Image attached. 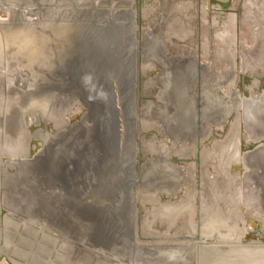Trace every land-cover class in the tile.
<instances>
[{
	"label": "water",
	"instance_id": "water-1",
	"mask_svg": "<svg viewBox=\"0 0 264 264\" xmlns=\"http://www.w3.org/2000/svg\"><path fill=\"white\" fill-rule=\"evenodd\" d=\"M170 12L163 8L139 43L134 0H0L5 15L0 16V215L4 211L6 246L11 229L37 226L88 264H192L186 245H148L138 238L137 205L142 199L158 204L159 191L168 196L194 186L181 166L169 161L172 155L180 162L189 159L188 151L177 149L179 143L189 139L190 147H198L231 110L215 95L222 94L215 87L228 82L213 81L211 88L206 78L197 116L191 94L194 63L168 56L157 37L177 26ZM138 52L142 70L161 71L155 79L164 105L156 112L141 108L136 98ZM210 97L218 102L208 103ZM79 110V119L70 122ZM138 111L157 114L170 142L139 170ZM32 115L51 123L53 132L41 136L31 155L26 125ZM241 119L247 142L255 146L241 153L238 134L230 137L221 152L224 166L226 171L241 166L244 208L254 207L264 218V89L256 100H245ZM228 176L213 177L203 186L210 213L224 219L232 214L218 194L228 189Z\"/></svg>",
	"mask_w": 264,
	"mask_h": 264
},
{
	"label": "rangeland",
	"instance_id": "rangeland-1",
	"mask_svg": "<svg viewBox=\"0 0 264 264\" xmlns=\"http://www.w3.org/2000/svg\"><path fill=\"white\" fill-rule=\"evenodd\" d=\"M134 2L137 10V24L139 28L137 32V39L139 43L143 34L151 31L150 25L155 23V21L159 18L163 8H169L172 19L170 22H176L177 26H174L171 32L164 30L161 32L162 34H159L158 32L157 37L161 38V43L167 50L168 56L176 58L179 56V54H181L184 57V59L182 58L184 61H187V58H190L189 56L195 58L196 60L197 57H199V51H201V48H205V56H203L201 59L205 60L208 64L205 68L202 67L201 70L204 71L205 69L206 78L209 80V87H214L215 82L213 81L225 80L226 83L229 82V71L232 70L230 68L231 66H237L238 72L242 66L244 67L242 69H245V67L251 68L249 69L248 75L245 76L246 80L244 81V87L249 86L251 81L254 83L257 80L258 84H262L260 82L264 81V44H262V47L260 46L261 41L264 39V21L261 22L263 26L261 28L258 27V29L257 26L259 25L257 24L259 19L257 16H250L252 18L251 20L249 18L246 22L243 21L247 15L245 10L248 11L251 8L244 0H229L227 3H225L227 7L224 8V10L226 12H236L237 14L240 13V19L237 17V21H239L240 25L233 21L234 23L232 22V24L229 22L230 24L227 28L222 26L224 24L221 22V19H219L220 17H218V12H215V7H217V4H221L215 0H165L163 2L157 0H134ZM200 6H202V8L204 7L202 15L203 18L201 14H197V9ZM146 7L150 8V13L144 12ZM249 12L251 11L249 10ZM254 12L257 14V10ZM230 13H228V15ZM260 13L264 20V11H261ZM0 16L4 17L5 15L0 13ZM254 29H256V32L257 30L259 31L258 35L253 33ZM219 30L221 32L227 30L228 34H231L229 39H231L233 43L229 45L227 36H223V39L220 38V36L217 35L219 34ZM142 32L144 33L142 34ZM169 33H172L173 35H169ZM180 50H183V53L179 52ZM219 58H221L220 61L218 60ZM177 62L180 63V59L177 60ZM142 65L141 53L138 52L136 98L139 101V106L141 108L143 106L150 107V109H155L156 112L164 105L161 99V87L158 85V82H156L155 79V77H157L156 75H158L161 71L158 68L142 70ZM235 74L237 75V71H235ZM195 87L196 86L193 85L191 91L193 92L192 97L194 101V108L196 109L197 116L201 117L202 100L198 95L199 89H196ZM215 88H217L216 91L219 90L222 93L221 95L215 94L216 97L220 98V100L223 102H227L228 104L229 96L228 94H223L222 91V89L229 90L230 88L228 85H223L222 88L219 86ZM157 89H159L160 94L159 92L157 94ZM148 112L149 113L144 115L139 113V111L137 112V116H141L136 122V144L139 150L137 154V169L139 165L138 163L140 162V156H142L141 159L144 163L150 158H156L155 152L159 151L158 149L160 146H170V142L165 135V129L162 122L163 120L158 117L157 114H152V111ZM241 112L236 113V116L238 115V125L236 124V116L233 117L231 114L230 117L225 121L223 128H215L214 126H211L210 135L207 136L204 141L198 144V147H190V142L192 141L189 139H185L184 142L186 144L183 142L179 143V147L177 149H179V151L190 152L189 155L192 156V158L190 160L180 162L176 160L178 159L177 155H172L173 159L170 160L169 163L181 166L182 173L186 175L185 179H188V184L191 186L192 183L194 186L190 187V190L188 188L186 190V186H182L180 191L170 193L168 196L166 195V190L159 191L158 197L159 202L160 200L163 202L162 207L157 203L151 202L150 199H142L140 204L137 205V232L139 239H146L149 241L148 245H150L152 241L163 246L170 244L186 245L190 249L189 255L192 258V264L207 263L206 261L204 262L202 258L201 252L203 248H208L213 251L211 252V256H213L211 258L212 260L208 259L207 264H216L213 260L215 259L213 253L220 250L224 251L229 247V245H232L228 240H226V238L216 239L214 237H210V239H194L195 233H198L203 229L200 226H203V223H197L195 221H191V219H187L188 217H191L195 214V200L198 202V200L202 201L204 198L203 183L201 182V174L203 170L200 169H204V163L202 162L201 158H196V154L201 155L205 147H208V143H212L216 140H223L225 138V142L227 144V142L230 140V137H234L236 134H238L240 140L241 151L244 152L251 150L255 146L254 143L247 142L246 140L248 138V134L243 128L244 123L241 119ZM81 114L82 110H79L74 115L69 117V121L73 122L78 120ZM30 118L31 121L28 125H26V129L29 130V147L30 154L32 155L40 146L41 136L45 132L52 133L53 127L51 123L43 122L39 115L36 117L39 124L36 123L37 121L34 115H32ZM198 132L201 136V131ZM152 138H154L155 144L151 146ZM207 139H209L208 142ZM141 142L142 144H140ZM214 150L218 151L216 148ZM195 155L196 157L193 158ZM210 163L211 164L208 169L210 173L213 174L214 169L211 165L214 164V161L210 160ZM231 171V173L237 175L235 176V182L232 181V183H234V188L232 187V183L231 188L237 193V195L239 193L242 194L239 196V200H242L243 190H246V188L242 186L243 170L239 164H233L231 166ZM212 178L211 180H213ZM237 185L239 187L238 190L235 189L237 188ZM176 202L178 203L176 204ZM167 206L170 207L171 213L169 212V214L165 212ZM173 206L175 207L172 208ZM3 213L4 211H2L0 215L1 264L4 263V261H6L8 264H12V262L15 264H88L77 257L74 258L67 250H63L67 244L65 245L64 242L57 240L55 235L49 233H40L37 226L31 227V229L26 231H23L20 227L18 231L16 230L17 233L15 230L11 229V232L8 234L11 237V245L8 243V246H6V244L3 243ZM243 216L247 217L245 215ZM255 218L258 220L257 216H255ZM259 222L261 223V221ZM255 223L249 222L247 224L253 231H251V234H254V232H259L260 230V226H258L259 223ZM209 226V224L206 225V228L212 235L217 229L214 228L215 225L213 223H211V228ZM248 226H246L247 229L249 228ZM222 230H224V233L226 234H228L227 232L230 231L225 227ZM254 238L255 235H248L246 239L243 240V243L246 244L248 241L253 240ZM262 241H264V239ZM16 251L19 254L15 253ZM185 251L188 253L187 249ZM8 258H10L12 262L9 261Z\"/></svg>",
	"mask_w": 264,
	"mask_h": 264
},
{
	"label": "flooded vegetation",
	"instance_id": "flooded-vegetation-1",
	"mask_svg": "<svg viewBox=\"0 0 264 264\" xmlns=\"http://www.w3.org/2000/svg\"><path fill=\"white\" fill-rule=\"evenodd\" d=\"M157 1L163 2L165 0H157ZM244 1L246 2L247 5H249L251 7L249 9L251 12H249V10L248 11L245 10L247 15L243 21L246 22L249 18L251 20L252 19L251 17L257 16V18L259 19L258 24H257L259 26H257V29H258V27L261 28L263 26L261 24V22L264 20H263L262 16L260 15L261 14L260 12L264 11V0H244ZM226 7H227L226 4H217V7H215V10H216L215 12H218V14H219L218 17H220L219 19H221V22L224 24L222 26L227 28L228 25L230 23L232 24L233 21L236 22V24L238 23L240 25L239 21H237V17L238 18L240 17V13L237 14L236 12H231V13L226 12L224 10V8H226ZM203 8H202V6H200L197 9V14H201V16H202L203 15ZM256 10H257V14H255V12H254ZM150 11H151L150 8L146 7L144 9V12L150 13ZM258 11H259V13H258ZM228 13H230V14L228 15ZM235 15H236V17H235ZM141 16H142V13H141ZM202 18H203V16H202ZM251 22H255V21H251ZM253 33L258 35L259 31L257 30V32H256V29H254ZM217 35H219L220 38H222L223 36L224 37L227 36V39L229 41V45L231 43H233V41L231 39H229V36L231 37V34H228L227 30L224 32H221L219 30V34H217ZM141 40H142V37H141L140 41ZM161 47H162V45H161ZM179 52L183 53V50H180ZM199 53H200L199 57H197L196 60H195V58H192L191 56H189L190 58H187V61L190 62L191 64L194 63V68L191 65V68H193L195 70V72L193 73V77H192L191 81H192L193 85L196 86L195 88L199 89L198 95L201 97V100L203 102L204 101L203 100L204 99V91H206V93H207V89H206L207 83H206L205 69L203 71V70H201V68L202 67L205 68L208 63L205 60L201 59V58H203V56H205V48H201V51H199ZM178 57L180 59H182V58L184 59V57L181 54H179ZM141 58H142V55H141ZM180 62H181V60H180ZM230 68L232 69L231 71H229L230 77H229L228 87L230 89L229 90H223L222 89V91H223V94H225V95L228 94V96H229L228 104H227V102H224L225 103L224 105L225 106L227 105L226 108L231 110V114L234 117V116H236L237 112L240 113L242 111L243 103L245 102V100L246 101L256 100L257 95H259L262 92V90L264 89V81L260 82L262 84H258L257 80L254 83L251 81V84L249 86L244 87L243 86L244 81L246 80L245 76L248 75L249 69H251V68L245 67V69H242V68H244L242 66L241 69L239 70V72L237 70V66H231ZM235 71H237V75L235 74ZM158 75H156V76H158ZM195 88H194V90H195ZM158 92H159V89H157V94H158ZM192 93L193 92H191V94ZM159 94H160V92H159ZM157 102H156V104H157ZM217 102L212 97H210L208 100V103H212V104H215ZM202 105H203V103H202ZM202 105H201V108H203ZM224 125L225 124H222L221 127L223 128ZM209 139H207V142L209 141ZM140 144H142V142ZM153 144H155L154 138H152V140H151V146ZM225 145H226L225 138L223 140L213 141L212 143L210 142L207 145L208 147H205V149L201 153V155L196 154L197 157L195 155V156H193V158L194 157H196V158L199 157V159L201 158L202 162L204 163V166L207 164V166L209 167L211 156L213 154L216 155L219 152L221 154L223 146H225ZM215 148L218 149V151H215L214 150ZM158 150L159 151H157V152H159V153H162V151H163L162 149H158ZM157 152H155V153L157 154ZM240 152L241 153L243 152V151H241V147H240ZM189 154H190V152H189ZM141 158H142V156L139 157L140 162L138 163L139 164L138 169H140L141 164H143ZM191 158H192V156L187 160H190ZM208 167L204 168V169L200 168L203 170L202 174H201V182L203 183V186H204L205 182H207L210 178H212V175H213V174H210ZM235 176H237V175L233 174V173H229V176H228L229 183H230L229 189L224 188V191L221 189L222 190L221 195L224 196L222 198H224V201L226 200V202H227L226 204L228 205V211L230 212L229 214H232V215L230 218L224 219V221H222L220 223H215V226H218V227L214 226V228L217 229L216 231L213 232L214 234L211 235V233L208 232V229L206 228V225L208 223L207 224L204 223V220L206 219V216H204V206L207 204V200H206L207 198L206 197L208 194L207 191L205 190V188H204V197L205 196L206 197L202 201L198 200V202H197L195 200L196 207H195L194 213L197 215L194 214L191 216L192 218L188 217L187 220L191 219V221H193V222L195 221L197 223H199V222L203 223V226L198 224L203 229L201 228L202 230H200L198 233H195L194 239H196V238L197 239H210V237H214L216 239H225L226 238V240H228L229 243L232 244V245H229V247L226 248L224 251L220 250L218 252L216 251L215 253H213L214 258H215L213 260L215 261L216 264H264V241H262L264 239V225L262 222L261 223L259 222V221H261V219L264 220V218H260V216L256 213V210L254 209V207L251 209V211L246 210L244 208V204H243L242 200L241 199L239 200L236 198V196L239 197L242 194L239 193L237 195V193L231 188L232 181L235 182ZM199 179H200V177H199ZM232 187L234 188V183H232ZM233 197H235L234 198L235 200H233ZM177 203L178 202H176V204ZM158 205L162 207V205H163L162 200H160ZM174 207L175 206H173L172 208H174ZM229 208H231V209H229ZM165 210H166V213L168 214V212H167L168 210L167 209H165ZM200 211H201V214H200ZM244 213L247 214L248 216L244 217L243 216ZM255 216H257L258 220H256ZM225 220H228V221H225ZM249 222L259 223V225H258V226H260L259 232H254V234H251L253 231L247 225ZM227 223H231V226H229V228L226 225ZM246 226H248L249 228L247 229ZM209 227L211 228V225ZM224 227L227 228L228 230H230L227 232L228 234L224 233V230H222ZM248 235H255V238L253 240L248 241L245 244V243H243V240L246 239V237ZM186 248L188 249V251H187L188 253H186V252L185 253L189 256L190 249L187 246H186ZM211 252H213V251H211V249H208V248L202 249L201 254H202V258H203L204 262L206 261L208 263V259L210 260L213 257V256H211V254H212ZM15 253L19 254L17 251ZM2 264H4V263H2Z\"/></svg>",
	"mask_w": 264,
	"mask_h": 264
},
{
	"label": "crops",
	"instance_id": "crops-1",
	"mask_svg": "<svg viewBox=\"0 0 264 264\" xmlns=\"http://www.w3.org/2000/svg\"><path fill=\"white\" fill-rule=\"evenodd\" d=\"M219 51V50H218ZM220 53V52H219ZM219 61L221 60V58H219L218 59ZM210 159V158H209ZM224 159H225V155L223 156V154L221 153L220 154V152L219 153H217L216 155H212L211 156V159L210 160H213L214 161V165L216 166V168L214 167L213 169H214V173H213V177H216V176H226V175H229V173H231L232 171H231V167H230V170L229 171H226L225 170V164H224ZM206 164V163H205ZM208 166H207V164L204 166V168H207ZM219 170H218V169ZM209 170V169H208ZM218 170V171H217ZM210 172V171H209ZM211 174V173H210ZM211 179V178H210ZM216 192V194H218V193H220L218 190L217 191H215ZM221 192H222V190H221ZM221 194L222 193H220V194H218L219 195V197L221 196ZM221 198V197H220ZM219 202H220V200H219ZM220 207V209H222V207H221V204L219 205ZM210 209H212V207L210 206V205H205L204 206V216H206V219L204 220V223H208L209 225L211 224V223H213V224H215V223H220V222H222V221H224V214H221V215H218V214H216V215H213L212 213H210ZM210 210V211H209ZM223 210V209H222ZM223 213V212H222ZM226 221V220H225ZM1 264V263H0Z\"/></svg>",
	"mask_w": 264,
	"mask_h": 264
},
{
	"label": "bare ground",
	"instance_id": "bare-ground-1",
	"mask_svg": "<svg viewBox=\"0 0 264 264\" xmlns=\"http://www.w3.org/2000/svg\"><path fill=\"white\" fill-rule=\"evenodd\" d=\"M168 214H169V213H168ZM261 220H262V219H261ZM226 225H227V227L229 228V226H231V223H227Z\"/></svg>",
	"mask_w": 264,
	"mask_h": 264
}]
</instances>
